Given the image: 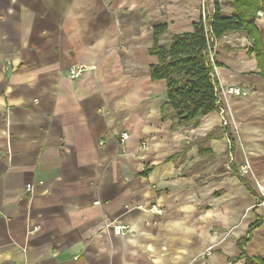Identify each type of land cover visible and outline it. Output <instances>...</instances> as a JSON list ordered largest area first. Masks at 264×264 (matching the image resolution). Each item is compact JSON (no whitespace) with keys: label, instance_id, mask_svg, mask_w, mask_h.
I'll use <instances>...</instances> for the list:
<instances>
[{"label":"crops","instance_id":"crops-1","mask_svg":"<svg viewBox=\"0 0 264 264\" xmlns=\"http://www.w3.org/2000/svg\"><path fill=\"white\" fill-rule=\"evenodd\" d=\"M213 11L0 0V264H264V12L255 40L210 50L219 88L248 91L219 93L227 126L219 111L179 125L151 79L154 27L166 43Z\"/></svg>","mask_w":264,"mask_h":264},{"label":"trees","instance_id":"trees-1","mask_svg":"<svg viewBox=\"0 0 264 264\" xmlns=\"http://www.w3.org/2000/svg\"><path fill=\"white\" fill-rule=\"evenodd\" d=\"M213 3L214 11L207 15L206 21L201 18L191 31L175 34L166 43L161 40L168 25L154 27L150 53L158 62L150 68L151 79L166 81L167 107L179 125L197 126L202 117L219 111V83L210 50L215 41L230 32H245L255 40L256 19L264 12V0H213ZM227 7L232 8V13ZM253 50L257 51L261 65L264 57L256 42Z\"/></svg>","mask_w":264,"mask_h":264},{"label":"built area","instance_id":"built-area-1","mask_svg":"<svg viewBox=\"0 0 264 264\" xmlns=\"http://www.w3.org/2000/svg\"><path fill=\"white\" fill-rule=\"evenodd\" d=\"M206 13L203 12V20L206 21ZM210 59L212 61V63L214 62V54L212 52H210ZM86 68L82 65H73L70 67L69 69V78L71 80H78L82 77V75L84 74V72H86ZM222 93V94H228V95H232V96H236V97H246L248 95V91H245L243 90L242 88H239V87H236V86H230V87H223L221 86L218 90V109H219V113H220V116H221V119H222V122H223V125L224 126H227L228 125V120H227V117H226V110L220 106L221 104V98H220V95L219 93ZM129 134L127 132H122L120 134V139H119V143H120V147L124 149V147L126 146V143L129 139ZM250 169V166L248 163L245 164V166L242 167L241 171L244 173V172H247L249 171ZM261 190H262V195H263V204H264V188L263 187H260ZM119 231L117 233L119 234H122V229L121 228H118Z\"/></svg>","mask_w":264,"mask_h":264}]
</instances>
